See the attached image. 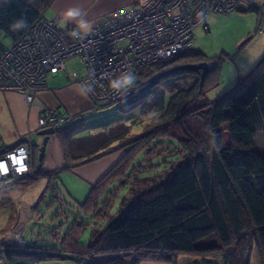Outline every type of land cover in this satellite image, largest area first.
Listing matches in <instances>:
<instances>
[{"label":"trees","instance_id":"obj_1","mask_svg":"<svg viewBox=\"0 0 264 264\" xmlns=\"http://www.w3.org/2000/svg\"><path fill=\"white\" fill-rule=\"evenodd\" d=\"M52 1L3 0L0 33L11 42L21 39ZM247 9L258 14L260 22L264 19L261 8ZM21 17L27 20V27L13 31L10 25ZM225 56L228 54L222 53L212 62L201 50L190 48L139 69L133 91L114 104L123 112L140 106V116L153 115V126H146L139 135H124L127 125L112 126L86 137L94 140L83 144L80 139L67 138V147L74 145L87 153L80 163L123 151L117 163L91 185L81 205L93 225L104 218L105 226L92 228L85 244L78 243V236L86 223L78 220L58 246L0 242L5 264L59 259L77 264H136L140 259L174 264L181 254H220L223 264H249L252 244L264 257V153L256 150L254 142L257 131L264 130V55L246 75L236 79L232 88L207 99L205 94L216 85ZM198 62L210 64L202 81L198 71L182 68ZM160 85L167 86L166 97L157 94ZM154 105L158 106L152 112ZM194 119L200 123L196 130L191 128ZM172 128L182 134L170 135ZM225 133L229 138L225 139ZM167 136L169 148L174 150L176 143L181 146L179 152L175 149L169 154L177 162L163 177H146L143 189L130 187L133 160L140 153L142 157L146 154L141 145L158 146ZM60 172L42 171L34 165L33 175L19 180L43 176L49 185ZM118 181L129 185L132 196H124L117 215L110 218L106 212L109 197H102L108 184ZM192 264L214 263L203 260Z\"/></svg>","mask_w":264,"mask_h":264},{"label":"built area","instance_id":"obj_2","mask_svg":"<svg viewBox=\"0 0 264 264\" xmlns=\"http://www.w3.org/2000/svg\"><path fill=\"white\" fill-rule=\"evenodd\" d=\"M242 7L261 8L264 14L258 0H130L127 8L95 19L92 32L80 39L70 35L74 28L58 27V15L40 16L21 39L0 46V91L16 92L32 104L36 94L46 88L48 76L62 73L67 81L93 84L89 97L95 106L113 104L133 91L136 79L126 91L110 88L112 78L126 69L137 77L142 67L189 50L195 29L206 28L210 15ZM74 57L79 59L83 75L67 71L66 62ZM70 122L66 115L47 108L37 118L39 130L57 131ZM33 145L31 133L11 147L0 139V183L7 185L33 175ZM11 239L16 245H26L23 237L16 235L7 241Z\"/></svg>","mask_w":264,"mask_h":264},{"label":"rangeland","instance_id":"obj_3","mask_svg":"<svg viewBox=\"0 0 264 264\" xmlns=\"http://www.w3.org/2000/svg\"><path fill=\"white\" fill-rule=\"evenodd\" d=\"M87 1L86 6L79 7L87 12V16L85 18L92 22L93 17L97 15L96 13L100 11L101 8L105 9L106 6L102 0ZM110 2L113 5L116 3V0H110ZM127 7L128 6L118 8ZM74 24L75 26L68 27L79 31L75 22ZM218 24L220 23H217L215 26L211 25L209 33H205L201 29V26L197 27L194 31L195 39L192 46L193 49L204 52L207 59H210L212 62L215 60L216 56H219L222 53L228 54V57L225 56V60L221 63L219 79L216 85L210 88L205 94V98L210 100L232 88L236 79L239 76L246 75L259 61L262 54H264L262 53L264 44H257V38H259L258 36L261 35V32L259 30H254L256 25L253 26L250 34H248L249 36L252 35L249 38L250 40L243 43L245 39L240 42H236L238 39L237 32L239 33V30L238 28H235L236 25L233 21L226 20L223 21V23L221 21L220 25ZM70 25H73V23ZM66 26L63 30L66 29ZM240 28H242L241 25ZM0 43L6 47L10 44V39L3 33H0ZM72 59L74 63L73 67L79 70V59L77 57ZM176 82H178V80ZM159 93L166 97L168 94L167 86L160 85L157 88V94ZM157 106L154 105L151 108V111H155ZM140 112L141 107L137 105L129 112H123L120 109L118 110L116 104L101 109H89L83 112L81 116V131L76 136L81 138L80 141L82 142L81 144H83L88 142L87 140H92V138L86 139V137L99 132L107 131L110 127L120 124L128 126L124 130V135H139L145 130L146 126L150 128V125L153 126V124L156 123L153 115L152 118H144L140 116ZM199 124L198 120L194 119L191 121L192 130L197 128ZM169 134L172 136L176 134L181 135L182 132L178 128H172ZM224 136L225 139L229 138L227 133H225ZM168 137L169 136L165 137V139H163L164 141H159L157 144L158 146H147L149 144L147 142L144 143V145H141V147L147 152L144 151L146 154L143 157L142 153L138 154L139 157H136V159L133 160L135 167L132 165L131 176L129 178L130 187L132 186L138 189H143L147 185L145 182L146 177H154L156 179L163 177L167 168L173 166L177 162L174 158H169L171 156L169 154H173L175 149H178L179 152L181 146L176 143L174 144V150L169 148L171 146H169L170 143L168 142V139H166ZM254 142L256 150L264 153V130L257 131ZM114 152L119 153L118 155L120 157V150ZM140 164H143L147 168L143 169ZM141 170H145L147 173L140 175L138 172ZM136 173L139 174V176H137ZM45 180L46 179L40 178L34 181V183L27 184V186H24V184L6 186L0 183V242L4 243L5 241V243L9 242L10 244H14L15 241H12V239L9 241L7 240L10 238L14 239L17 235L20 238L24 236L23 241L26 245L37 244L58 246L67 229H69V227L76 220H78L79 222L83 221L86 223V227L82 229L78 236V243L85 244L90 238L92 228L96 226L99 228L105 226V221L107 219L102 218L97 222V224L94 223L93 225L91 216L83 212V209H81V205L87 197L90 187L84 185L76 174L69 171H62L58 177L51 180L49 185H47V180ZM129 185H122L118 181L108 184L105 189L102 199L105 200V198L109 197L108 204L110 203V207L108 208V211L106 210V212H108L110 218L117 215L121 199L124 196L125 198L132 196L128 190ZM11 188L20 189L19 192L23 195V197L16 195L18 200L16 199L11 202L7 201L6 203L4 196L11 194ZM12 192L15 194V191ZM20 201L30 205L32 210L25 207V210L23 209L24 211H22V213L20 210L19 214L18 211L22 206H20V204L23 203ZM203 260H210L214 264H223V258L220 254H208L205 256L181 254L177 257L174 264H192ZM248 261L249 264H264V257L260 255V252L255 244H252L251 249L248 252ZM0 264H5L1 257ZM41 264L77 263H71L68 260L59 259L49 260ZM136 264L172 263L140 259Z\"/></svg>","mask_w":264,"mask_h":264},{"label":"crops","instance_id":"obj_4","mask_svg":"<svg viewBox=\"0 0 264 264\" xmlns=\"http://www.w3.org/2000/svg\"><path fill=\"white\" fill-rule=\"evenodd\" d=\"M2 1L3 0H0V7ZM87 2V0H53L52 3L43 11V16L51 18L58 15L60 18L58 27L61 30H63L66 25V27H73L75 26V21L67 20L64 16L65 11L71 7L86 6ZM102 2L105 4L106 8H101V10L96 13L97 15H95L92 19V24L95 19L104 15L105 12L108 13L118 7L129 6L130 4V0H116V3L113 5L110 0H102ZM258 2L260 5L264 6V0H258ZM226 20L233 21L236 25L235 28H238L239 30V33L237 32L238 39L236 42H240L245 39L243 43H246L250 40L249 38L252 35L249 36L248 34H250L253 26L256 25L254 30H259L261 32V35L257 38V44H264V31H262L264 30V19L260 22L258 14L250 11L246 7H242L237 11L229 13H221V15H210L206 19L207 27H202L201 29L205 33H209L211 25L215 26L217 23L221 24V21L223 23V21ZM71 23H73V25H70ZM240 25L242 28H240ZM262 53H264V49H262ZM72 60L73 59H69L66 62L67 71L76 70L80 75H83L84 69L81 64L79 63V70L75 69L73 67L74 63ZM46 108L57 110L61 114L73 118V121H71L70 124H68V126L61 132L55 131L49 136L47 144L43 149L40 161L39 153L41 151L44 135L39 134L40 130L38 129L37 118L42 110ZM92 108L95 109L89 95L85 97L81 94V85L67 81L62 73L48 76L46 88L36 94L32 104H28L24 100L23 96L16 92L0 91V139L7 146L11 147L20 143L23 136L27 133H31L34 142L32 157L33 166L35 165L37 168H41L42 171H69L76 174L84 185L91 187L92 184H95L99 179H101L104 174L117 163L123 153L120 151L121 155L119 157V153L111 152L92 161L80 163V161L86 157L87 153L79 147H74V145L67 147V138L81 139L76 136L81 131V116L83 112ZM39 163L41 164L40 167L38 166ZM40 178L46 179L45 177L40 176L32 181H25L23 179V181L19 180L14 183L7 184L6 186L14 184H24V186H27V184L34 183V181ZM19 190L20 189L11 188V194L4 196L5 202L7 203V201L11 202L16 199L18 200L16 195L23 197ZM12 191H15V194ZM23 203L20 204V206H22L18 211L19 214L20 210L21 213L25 210V207L32 210L30 205Z\"/></svg>","mask_w":264,"mask_h":264},{"label":"clouds","instance_id":"obj_5","mask_svg":"<svg viewBox=\"0 0 264 264\" xmlns=\"http://www.w3.org/2000/svg\"><path fill=\"white\" fill-rule=\"evenodd\" d=\"M144 2L146 3L147 0H144ZM64 16L67 20L75 21L77 28L79 29V31L74 29L70 33V35L74 39H80L82 38V35L87 36L92 32V23L85 18L87 16V12L84 9L80 7H71L65 11ZM26 27L27 20L23 17L14 20V22L10 25V28L13 31H20L25 29ZM135 79L136 77L134 71L131 69H126L119 76H116L109 81V87L113 90L124 89L127 91L130 90L131 87L135 84ZM93 91V84L89 83L81 85V94L85 97H87ZM213 144L215 145V141H213Z\"/></svg>","mask_w":264,"mask_h":264},{"label":"water","instance_id":"obj_6","mask_svg":"<svg viewBox=\"0 0 264 264\" xmlns=\"http://www.w3.org/2000/svg\"><path fill=\"white\" fill-rule=\"evenodd\" d=\"M182 68L198 71L200 73V77H201V81H202L203 78L205 77L206 73L209 70V64L207 62H198V63L184 65V66H182ZM54 132H55V130H53L51 128L42 129L39 132L40 135H44V138H43V141H42L41 151L39 153V160L40 161H41V158H42L43 149H44L45 145L47 144L48 138ZM40 165L41 164L39 163L38 166L40 167Z\"/></svg>","mask_w":264,"mask_h":264}]
</instances>
